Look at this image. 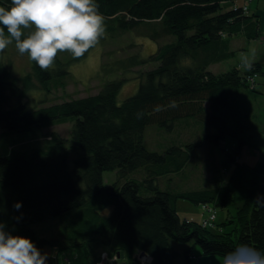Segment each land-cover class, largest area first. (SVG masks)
<instances>
[{
	"label": "trees",
	"instance_id": "16d2710c",
	"mask_svg": "<svg viewBox=\"0 0 264 264\" xmlns=\"http://www.w3.org/2000/svg\"><path fill=\"white\" fill-rule=\"evenodd\" d=\"M96 2L105 23L101 40L138 31L157 42L166 37L173 41L159 43L156 52L145 58L134 53L117 59L115 66L103 64L108 73L116 68L137 69L139 87L121 104L118 94L127 77L107 80L95 94L44 106L35 105L40 102L36 100L30 103L33 87L47 93L65 88L72 81L70 64L78 59L66 61L58 55L47 71L31 60L30 70L18 76L5 65L0 52L1 133L73 120L71 145L54 133L47 135L45 146L0 154V222L13 235L30 238L48 254V264H115L118 260L119 264H142L140 253L151 258L149 264L193 261L192 248L181 252L174 241L200 245L204 254L220 256L240 243L264 251V161L250 165L238 161L239 151L230 153L223 164L235 165L226 181L172 192L160 187V178L182 172L203 142L174 138L161 152L145 145L151 124L174 132L178 124L192 120L216 130H207L202 138L216 144L227 133L245 131L246 106L240 90L256 82L254 76L263 63H253L250 70L235 66L218 73L210 66L234 56L230 41L234 35L260 39L264 46L262 20L250 7L253 0ZM10 4L11 0H0V6ZM150 63L156 65L142 68ZM140 169V177H129ZM108 170H116L118 179L106 188L103 173ZM178 198L209 206L216 213L213 225L182 220ZM17 202L19 209L14 207ZM230 202L236 205L233 232V228L223 229L230 225V217L222 226L216 223V207L227 208ZM49 219H56L58 228L50 235L40 233L38 227L51 223ZM77 250L83 258L76 252L72 261L67 253ZM103 253H107L105 260Z\"/></svg>",
	"mask_w": 264,
	"mask_h": 264
},
{
	"label": "rangeland",
	"instance_id": "374dc122",
	"mask_svg": "<svg viewBox=\"0 0 264 264\" xmlns=\"http://www.w3.org/2000/svg\"><path fill=\"white\" fill-rule=\"evenodd\" d=\"M171 38L166 37L157 42L146 35L138 33V31H130L116 38L106 37L100 40L99 44L89 50L83 57L70 64L72 81L65 88L54 89L52 92L47 93L44 90L33 87L29 91V102L32 103L34 100L40 101L35 102V105L44 106L71 98L95 94L107 80L127 77L128 80L124 82L118 94V103L121 104L127 97L135 94L139 87L140 80L135 77L137 69L122 71L116 68L114 71L108 73L103 64L108 62L115 66L117 59L134 53H140L144 58L148 57L150 54L156 52L159 43L173 41V38ZM131 43H135L138 46L129 47ZM243 46L247 47L248 51L242 50ZM235 47L236 54L234 53L232 58L220 62L211 67L210 70L218 73L228 71L235 66H240L243 70H247L243 66V58L245 57L250 60L251 65L256 62V57H258L257 62L263 63L262 68L257 71L259 74L254 76L257 83H252V86L240 90V100L246 106L244 116L245 131L242 134H236L234 131L227 133L220 143L216 144L202 139L207 130H212V133H216V130L211 129V127L204 128L203 124L195 123L192 120L189 124H178L174 132H167L160 128L158 124L149 125L145 133V145L150 150L161 152L174 143V138H177L179 142H203L195 151L190 164L182 172L160 178L159 184L163 190L173 192L199 189L213 186L219 179L226 181L235 165L233 163H228L226 166L223 164L230 153L236 154L239 151L238 161L246 162L250 165H255L258 161H264V73L260 72L264 69V46L256 42L254 47V45L245 44L242 40H237ZM1 55L5 65L11 68L14 74L24 76L27 73L26 71L30 70L32 65L31 60L27 54L20 55L18 53L14 42L1 52ZM58 55L66 61L72 58L67 52L64 54L59 53ZM155 65L154 63H150L144 65L142 68H153ZM205 104L209 108L210 104L208 102ZM246 118L248 119L247 121ZM72 125L73 120L70 119L67 123L33 128L25 132H8L3 134L0 130V154H18L45 146L48 144L47 135H53L54 133L59 135L67 145H71L70 133ZM241 140L245 144L240 145ZM74 156L75 154L72 153V157ZM142 173L143 170L140 169L131 173L129 177H140ZM117 179L118 172L116 170L104 171L103 180L106 188H109ZM233 203L230 202L227 208L216 207V223L218 225H221L230 217V225L223 228L225 231H230L233 228V232L237 227L236 219H232V215L236 211V205ZM177 210L182 220L193 219L199 222L208 217V212L203 207V204H195L184 198H178ZM47 221H51V223L39 226L38 230L42 234L50 235L58 228V222L56 219H49ZM173 244L181 252L192 248L191 252L194 259L188 264H218L222 257L216 254H204L200 245L181 244L175 241ZM80 250L70 251L67 255L74 261V258L77 257L75 256L77 252L79 254L78 258L82 259L83 254ZM50 252L56 253V250L52 249ZM108 258L109 261L113 260L109 255Z\"/></svg>",
	"mask_w": 264,
	"mask_h": 264
},
{
	"label": "clouds",
	"instance_id": "9594fccd",
	"mask_svg": "<svg viewBox=\"0 0 264 264\" xmlns=\"http://www.w3.org/2000/svg\"><path fill=\"white\" fill-rule=\"evenodd\" d=\"M104 35V17L96 0H11L9 7L0 6V52L14 42L18 53L27 54L41 70L51 69L62 52L83 57ZM243 66L252 67L247 57ZM48 259L30 238L13 235L0 222V264H48ZM218 264H264V251L240 243Z\"/></svg>",
	"mask_w": 264,
	"mask_h": 264
},
{
	"label": "crops",
	"instance_id": "0c3cea01",
	"mask_svg": "<svg viewBox=\"0 0 264 264\" xmlns=\"http://www.w3.org/2000/svg\"><path fill=\"white\" fill-rule=\"evenodd\" d=\"M251 7V11L252 12H255L259 15L260 19L262 20V24H263V27H264V0H253L252 4L250 5ZM237 40H242L244 41V43L246 44H249V45H254L255 47V43L257 42H261L260 39H248L244 34H238V35H234L231 37L230 41H231V48L235 51L236 50V47H235V43ZM235 48V49H234ZM242 50L244 51H248L247 47L245 48L243 46ZM236 54V53H235ZM258 59V57H256ZM257 59H256V62H257ZM219 63H216V64H213L210 66V69L211 67L217 65ZM120 262H115V264H119Z\"/></svg>",
	"mask_w": 264,
	"mask_h": 264
},
{
	"label": "built area",
	"instance_id": "2783aa9c",
	"mask_svg": "<svg viewBox=\"0 0 264 264\" xmlns=\"http://www.w3.org/2000/svg\"><path fill=\"white\" fill-rule=\"evenodd\" d=\"M204 208L207 212L210 213V215H208L207 218L203 219L201 223L203 227H207V226L213 225L212 222L215 220L216 213L209 206L208 207L205 206ZM102 257L105 260L107 258V253H103ZM139 259L142 264H149L151 262V258L146 254L140 253Z\"/></svg>",
	"mask_w": 264,
	"mask_h": 264
},
{
	"label": "bare ground",
	"instance_id": "6f19581e",
	"mask_svg": "<svg viewBox=\"0 0 264 264\" xmlns=\"http://www.w3.org/2000/svg\"><path fill=\"white\" fill-rule=\"evenodd\" d=\"M117 263L120 262V260L116 261Z\"/></svg>",
	"mask_w": 264,
	"mask_h": 264
}]
</instances>
